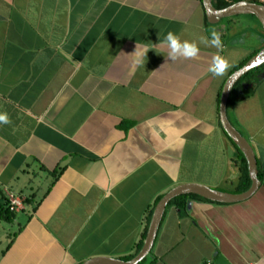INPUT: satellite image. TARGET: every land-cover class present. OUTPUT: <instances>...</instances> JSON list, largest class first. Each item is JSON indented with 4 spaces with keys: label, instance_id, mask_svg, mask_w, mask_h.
I'll return each instance as SVG.
<instances>
[{
    "label": "crops",
    "instance_id": "0c3cea01",
    "mask_svg": "<svg viewBox=\"0 0 264 264\" xmlns=\"http://www.w3.org/2000/svg\"><path fill=\"white\" fill-rule=\"evenodd\" d=\"M213 31L222 49L200 43ZM169 32L198 55L168 59ZM263 48L256 18L213 25L202 0H0V113L10 120L0 124V264L126 261L173 188L239 194L220 97ZM217 55L230 64L219 78L208 72ZM263 69L241 82L244 97L228 111L261 186L237 203L189 199L185 216L167 208L139 264H264ZM6 190L28 200L10 222Z\"/></svg>",
    "mask_w": 264,
    "mask_h": 264
},
{
    "label": "water",
    "instance_id": "95a60500",
    "mask_svg": "<svg viewBox=\"0 0 264 264\" xmlns=\"http://www.w3.org/2000/svg\"><path fill=\"white\" fill-rule=\"evenodd\" d=\"M204 8L211 24H218L221 20L236 16H252L258 20L260 25L264 28V6L251 3L248 1H241L233 4L225 9L217 10L213 6V0H202ZM264 65V48L253 56L242 68L236 70L227 79L221 97H220V125L227 136L237 146V148L244 155L249 177L251 180V187L241 194H229L218 190H213L201 185H181L173 188L165 196L161 198L155 206L151 222L148 228V233L142 250L139 254L130 261L113 260L98 258L92 259L83 264H139L144 258L148 257L154 245L155 238L158 234L159 227L163 220L165 211L171 200L179 196L196 195L212 203H237L249 199L261 186V181L258 176L257 160L253 149L249 142L242 136V134L231 124L228 118L229 98L234 86L249 72L259 69ZM260 78H264V69L260 74Z\"/></svg>",
    "mask_w": 264,
    "mask_h": 264
},
{
    "label": "trees",
    "instance_id": "16d2710c",
    "mask_svg": "<svg viewBox=\"0 0 264 264\" xmlns=\"http://www.w3.org/2000/svg\"><path fill=\"white\" fill-rule=\"evenodd\" d=\"M241 1H248L251 3H255V4H259V5H263L264 6V0H213V6L215 9L217 10H221V9H225L233 4H236L238 2ZM246 64V62H244L243 64H241L240 66L237 67L236 70H239L240 68H242L244 65ZM235 70V71H236ZM258 71V70H255ZM255 71H251L249 72L247 75H245L240 81L239 83L235 86V89L232 91L230 98H229V106L232 105L233 103H236L239 99H241L244 96H240L238 98H236V93L238 91L239 85L241 84V82H243L244 80H246L247 78L251 77ZM222 128V127H221ZM224 135L226 136V138L229 140V142L232 144V146L235 148L236 151V157L234 159V163L236 164L237 168H238V172H239V178H238V187L236 190V193H244L247 190H249V188L251 187V180L249 177V172H248V166H247V162L246 159L244 157V155L241 153V151L237 148V146L232 142V140L227 136V134L224 132V130H222ZM60 173V171L58 170L57 172H53L51 173L53 176L56 177V174L58 175ZM259 180L262 181V174L259 172V176H258ZM189 199L192 200H198V201H203V202H210L208 200H205L199 196L196 195H187V196H179L174 198L173 200L170 201V203L168 204L167 208L170 207H174L177 211L180 212L181 216H185L186 215V204L187 201ZM161 200V198H159L157 200V202L155 203V206L158 204V202ZM28 200L25 199V206L27 205ZM212 203V202H210ZM5 205H6V200H5ZM2 217L5 221L10 222L14 216L15 213L9 211V209L6 207L2 210ZM152 214L153 211H151L149 213V216L147 218V227L145 228V231L142 235V239L138 244L137 247V251L135 256L141 251L142 247H143V242L147 236V231H148V225L151 221L152 218ZM135 256L125 259L126 261H130L131 259H133Z\"/></svg>",
    "mask_w": 264,
    "mask_h": 264
},
{
    "label": "clouds",
    "instance_id": "9594fccd",
    "mask_svg": "<svg viewBox=\"0 0 264 264\" xmlns=\"http://www.w3.org/2000/svg\"><path fill=\"white\" fill-rule=\"evenodd\" d=\"M164 45L167 46V58L171 61H176L178 58L184 59H192L195 58L199 53V48L195 42H189L187 40L181 41L179 36L176 34L169 32L164 41L162 42ZM200 43L205 44L211 47H215L216 49H222L223 43L221 41L220 35L216 32L211 33V39L207 40L204 37L200 38ZM136 64H143V56L144 52L141 50H135ZM230 67L228 61L217 55L213 57L211 65L208 68V72H210L214 77H222L224 76L226 70ZM10 120L7 114L0 113V124H8Z\"/></svg>",
    "mask_w": 264,
    "mask_h": 264
},
{
    "label": "built area",
    "instance_id": "2783aa9c",
    "mask_svg": "<svg viewBox=\"0 0 264 264\" xmlns=\"http://www.w3.org/2000/svg\"><path fill=\"white\" fill-rule=\"evenodd\" d=\"M6 205L9 211L13 213H18L25 208V198L19 194L11 192L9 190L5 191Z\"/></svg>",
    "mask_w": 264,
    "mask_h": 264
},
{
    "label": "rangeland",
    "instance_id": "374dc122",
    "mask_svg": "<svg viewBox=\"0 0 264 264\" xmlns=\"http://www.w3.org/2000/svg\"><path fill=\"white\" fill-rule=\"evenodd\" d=\"M3 226L7 228V231L12 234L16 229H17V224H12L10 227L6 224L3 223Z\"/></svg>",
    "mask_w": 264,
    "mask_h": 264
}]
</instances>
